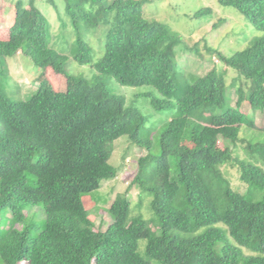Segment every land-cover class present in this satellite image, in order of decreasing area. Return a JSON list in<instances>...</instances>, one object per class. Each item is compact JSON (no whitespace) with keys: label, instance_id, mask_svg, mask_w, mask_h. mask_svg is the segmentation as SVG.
I'll use <instances>...</instances> for the list:
<instances>
[{"label":"trees","instance_id":"1","mask_svg":"<svg viewBox=\"0 0 264 264\" xmlns=\"http://www.w3.org/2000/svg\"><path fill=\"white\" fill-rule=\"evenodd\" d=\"M101 1L64 0L76 35L70 56L94 69L93 83L65 70L69 56L50 46L49 23L35 0L16 1L10 24L6 31L0 30V70L2 57L18 53L43 70L37 91L28 100L12 102L0 91V263L151 264L153 259L160 264H238L246 249L252 255L242 264H264V200L255 202L224 182L222 191L219 187L220 212L216 189L205 175L218 174L219 166L230 162L250 188L264 189V168L259 167L260 162L264 167V142L246 145L249 158L259 159L255 163L234 159L229 148L217 145L221 140L235 146L242 125L255 127L253 117L241 112L244 106L264 111V0H217L263 33L231 55L212 51L236 73L231 87L237 96L235 107L228 105L230 86L215 69L186 76L177 86V55L187 46L165 24L145 18L146 0ZM209 12L204 8L195 15ZM102 24L103 55L93 62L82 33ZM46 70L62 84L56 87L44 76ZM102 76L122 86L152 87L160 96L147 94L155 110L176 107L160 136L161 155L153 158L149 173L145 169L151 140L141 136L145 117L124 97L111 93ZM224 104L225 109L215 114ZM185 131L191 145L181 143ZM122 136L146 152L132 183L152 197L157 232L140 217L129 219L126 198L112 203L105 230L92 229L84 210L82 195L97 190L101 181L116 178L118 170L109 159L114 142ZM172 156L177 159V181L170 178ZM27 175L35 178L34 184ZM179 185L190 214L169 205L178 196ZM27 204H41L45 221L40 228L31 223L18 231L15 225L24 222ZM7 215L10 221L5 227L2 217ZM219 223L227 232L214 227ZM32 228L38 231L32 233ZM140 239L146 240L147 258L138 252Z\"/></svg>","mask_w":264,"mask_h":264},{"label":"rangeland","instance_id":"2","mask_svg":"<svg viewBox=\"0 0 264 264\" xmlns=\"http://www.w3.org/2000/svg\"><path fill=\"white\" fill-rule=\"evenodd\" d=\"M16 1L18 0H0V30L6 31V26L10 24ZM111 1L102 0L101 2L110 3ZM35 2L49 23L50 46L55 51L69 56L65 64V70L74 77L83 78L89 83H93L97 78L94 69L88 64H80L77 59L70 56V49L74 45L76 35L70 23L71 20L65 12L64 0H35ZM204 8H210L209 14L195 15ZM143 12L147 20L161 22L180 35L187 46L185 52L177 55V86L181 87V82L186 76H202L215 69L216 72L224 75L226 84L230 86V88H227V94L231 100L228 105L235 107L237 96L231 87L234 80H236V73L227 69L212 51L220 50L226 55H231L235 51L246 48L249 41L254 37L261 36L263 33L249 25L235 9L221 5L217 0H146ZM105 29L102 24L97 29L82 33L92 49L93 62H96L103 55ZM244 39L246 41H243ZM1 62L4 65L0 70V91L12 102L31 98L37 91L43 70L36 67L30 59L24 56L2 57ZM44 76L50 81L52 80L56 87L62 84L61 78L54 76L50 70H46ZM101 80L111 93L124 97L128 106L137 108L144 115L145 125L141 131V136L142 138L148 136L151 140V148L147 152L150 155L149 164L145 169L149 173L152 170L149 165H151L153 158L161 155L160 136L165 131L168 121L175 114L176 107L173 106L169 110L161 111L152 108L147 94L160 98L158 92L152 87L122 86L108 76H102ZM225 107L226 104L221 108H217L215 114L224 110ZM241 112L253 117L255 127L249 128L242 125L239 132V142L235 146H232L230 142L221 140L217 142V145L222 149L229 148L234 159L255 163V160L259 159L257 156L249 158L251 153L246 145L248 142H264V131L262 130L264 111L253 112L246 105ZM207 119L206 116L203 121ZM181 143L191 145L188 131H185L182 136ZM144 156H146V152L132 145L127 136H122L114 142L109 163L118 170L116 178L101 181L97 190L82 195L84 210L91 222L92 229L105 230L111 222L109 210L112 203L117 198H126L130 202L129 219L140 217L147 222V228L150 231L156 230L155 232H157L158 221L151 208L152 197L146 191H140L137 184L133 185L132 183L138 173V161ZM168 164L170 178L177 181L178 166L176 157H169ZM259 167L264 168L261 162ZM201 173L203 176L204 173ZM205 175L207 182L212 185V190L216 189L215 206L218 207L220 212L223 210V200L220 194L224 182L230 190L245 195L255 202L264 200V189L259 187L250 188L247 183L241 180L239 169L233 163L226 162V164L220 165L218 174L207 172ZM27 179L31 184L36 181L31 175H27ZM219 187H221V191ZM178 191V196L171 200L169 205L190 214L189 208L183 199L184 190L181 185H179ZM25 214L24 222L15 225L18 231H22L27 224L34 223L35 227L39 228L44 224L45 216L41 204L35 206L27 204ZM2 221L6 227L10 221L9 216H3ZM214 227L222 228L227 232L223 224H215ZM37 231L36 228L31 229L32 233ZM201 231H204V229ZM226 236L228 241L235 245L228 233H226ZM145 246V239L138 240V252L141 256L147 258ZM220 247L221 245L217 244L215 249L218 251ZM250 255H252L250 251L242 249V256L238 264H242L244 258ZM149 261L151 264H160L153 259H149ZM20 264H24V262Z\"/></svg>","mask_w":264,"mask_h":264},{"label":"crops","instance_id":"3","mask_svg":"<svg viewBox=\"0 0 264 264\" xmlns=\"http://www.w3.org/2000/svg\"><path fill=\"white\" fill-rule=\"evenodd\" d=\"M17 56H23L21 53H18Z\"/></svg>","mask_w":264,"mask_h":264}]
</instances>
